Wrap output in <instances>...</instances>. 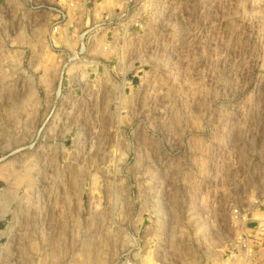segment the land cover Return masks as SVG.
<instances>
[{
	"label": "rangeland",
	"instance_id": "obj_1",
	"mask_svg": "<svg viewBox=\"0 0 264 264\" xmlns=\"http://www.w3.org/2000/svg\"><path fill=\"white\" fill-rule=\"evenodd\" d=\"M125 261L264 264V0H0V264Z\"/></svg>",
	"mask_w": 264,
	"mask_h": 264
},
{
	"label": "built area",
	"instance_id": "obj_2",
	"mask_svg": "<svg viewBox=\"0 0 264 264\" xmlns=\"http://www.w3.org/2000/svg\"><path fill=\"white\" fill-rule=\"evenodd\" d=\"M65 1H69V0H65ZM59 13H60V20L57 21V23H60L65 17V15H64V13L62 11L59 10ZM124 263L125 264H135L134 262H130V261H125Z\"/></svg>",
	"mask_w": 264,
	"mask_h": 264
},
{
	"label": "bare ground",
	"instance_id": "obj_3",
	"mask_svg": "<svg viewBox=\"0 0 264 264\" xmlns=\"http://www.w3.org/2000/svg\"><path fill=\"white\" fill-rule=\"evenodd\" d=\"M156 250V249H155Z\"/></svg>",
	"mask_w": 264,
	"mask_h": 264
}]
</instances>
